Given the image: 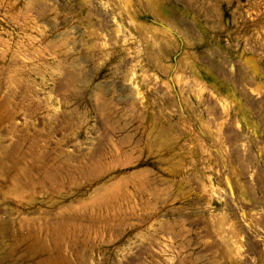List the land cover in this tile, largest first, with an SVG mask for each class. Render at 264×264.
Wrapping results in <instances>:
<instances>
[{"label":"rangeland","instance_id":"rangeland-1","mask_svg":"<svg viewBox=\"0 0 264 264\" xmlns=\"http://www.w3.org/2000/svg\"><path fill=\"white\" fill-rule=\"evenodd\" d=\"M0 264H264V0H0Z\"/></svg>","mask_w":264,"mask_h":264}]
</instances>
